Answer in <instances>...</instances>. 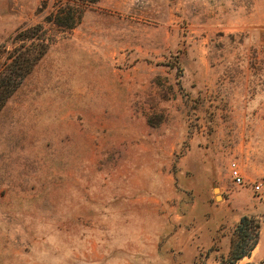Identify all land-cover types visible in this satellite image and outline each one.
Returning a JSON list of instances; mask_svg holds the SVG:
<instances>
[{
  "label": "rangeland",
  "instance_id": "rangeland-1",
  "mask_svg": "<svg viewBox=\"0 0 264 264\" xmlns=\"http://www.w3.org/2000/svg\"><path fill=\"white\" fill-rule=\"evenodd\" d=\"M52 1L0 0V51L50 38L0 110V264H217L243 215L264 264V0Z\"/></svg>",
  "mask_w": 264,
  "mask_h": 264
},
{
  "label": "trees",
  "instance_id": "trees-1",
  "mask_svg": "<svg viewBox=\"0 0 264 264\" xmlns=\"http://www.w3.org/2000/svg\"><path fill=\"white\" fill-rule=\"evenodd\" d=\"M98 0H53L45 21L64 30L75 28L81 21L86 5ZM47 4H44V8ZM50 38L42 22L27 25L4 44L0 51V110L19 87L23 79L47 51ZM261 222L258 218L243 215L231 235L228 254H222L217 264H258L251 259L259 244Z\"/></svg>",
  "mask_w": 264,
  "mask_h": 264
},
{
  "label": "built area",
  "instance_id": "built-area-1",
  "mask_svg": "<svg viewBox=\"0 0 264 264\" xmlns=\"http://www.w3.org/2000/svg\"><path fill=\"white\" fill-rule=\"evenodd\" d=\"M231 176L234 179V181L237 184H242L244 183V177L241 172V168L237 163H233L232 168H231ZM252 188L255 192H261L263 188V183L261 182H254L252 183Z\"/></svg>",
  "mask_w": 264,
  "mask_h": 264
}]
</instances>
